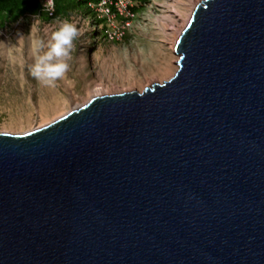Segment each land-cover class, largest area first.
Segmentation results:
<instances>
[{
	"label": "water",
	"instance_id": "1",
	"mask_svg": "<svg viewBox=\"0 0 264 264\" xmlns=\"http://www.w3.org/2000/svg\"><path fill=\"white\" fill-rule=\"evenodd\" d=\"M162 83L0 132V264H264V0H202Z\"/></svg>",
	"mask_w": 264,
	"mask_h": 264
},
{
	"label": "rangeland",
	"instance_id": "2",
	"mask_svg": "<svg viewBox=\"0 0 264 264\" xmlns=\"http://www.w3.org/2000/svg\"><path fill=\"white\" fill-rule=\"evenodd\" d=\"M200 1L192 0V4ZM188 2L149 0L139 5L129 0L128 9L138 10L128 11V23L114 18L97 25L106 24L105 29L115 32L114 39L106 37L105 31V35L96 32L92 15L78 11L5 24L6 34L0 35V132H25L47 124L88 101L96 86L103 87L102 94L141 92L171 78L178 64L171 45L192 6ZM65 21L82 34L73 40L66 77L49 86L29 72L35 61L32 41L42 40L43 52L48 51L52 33ZM32 25L35 30L29 34Z\"/></svg>",
	"mask_w": 264,
	"mask_h": 264
},
{
	"label": "clouds",
	"instance_id": "3",
	"mask_svg": "<svg viewBox=\"0 0 264 264\" xmlns=\"http://www.w3.org/2000/svg\"><path fill=\"white\" fill-rule=\"evenodd\" d=\"M82 1V0H75ZM100 0H89L87 2L89 8H91L95 14V18L109 21L106 15H102L98 10V4ZM41 11L45 12L49 17L54 16L55 1L54 0H41ZM112 12L115 14V20L118 16L124 18L123 22L128 20L127 16L121 15L117 12L115 5H109ZM45 9L51 11H46ZM131 11V9H128ZM40 12L37 13H25L19 16L15 21L9 23L18 24L21 20L28 18H40ZM56 17V16H54ZM22 22V21H21ZM7 23V24H9ZM94 26V25H93ZM35 30L34 25L31 26L29 34ZM106 30V29H105ZM6 30L0 26V35H5ZM82 32L71 22H63L58 30L52 33L51 40L48 43V51L43 52L45 44L42 40H33L32 49L35 57L34 63L30 66L29 72L38 81H42L49 86H54L56 81L64 79L66 73L69 71V64L67 58L70 57V53L73 47L74 38L81 35ZM18 35H23L18 32ZM107 37V35H105ZM43 53V54H41ZM71 83V82H69Z\"/></svg>",
	"mask_w": 264,
	"mask_h": 264
},
{
	"label": "trees",
	"instance_id": "4",
	"mask_svg": "<svg viewBox=\"0 0 264 264\" xmlns=\"http://www.w3.org/2000/svg\"><path fill=\"white\" fill-rule=\"evenodd\" d=\"M55 1V11L54 16L66 15L70 16V14L78 11L83 14L92 15V18L95 20L93 25H96V32H101L104 34L106 24H103V27L99 28V26L104 22L103 19L95 18V14L91 8H89L87 2L89 0L75 1V0H54ZM139 2V5L145 4L149 0H136ZM140 8V6L138 7ZM41 0H0V26H5V24L10 21H15L19 16L25 13H37L40 12V19H47L49 16L41 11ZM132 11H137L136 8H131ZM53 16V17H54ZM117 21L121 22L124 20L123 17L118 16L116 18ZM105 35V34H104Z\"/></svg>",
	"mask_w": 264,
	"mask_h": 264
},
{
	"label": "built area",
	"instance_id": "5",
	"mask_svg": "<svg viewBox=\"0 0 264 264\" xmlns=\"http://www.w3.org/2000/svg\"><path fill=\"white\" fill-rule=\"evenodd\" d=\"M128 2L129 0H100L98 4V10L102 15H106L109 21L114 20L115 14L112 12L111 8L109 5H115L116 10L119 14L127 16L128 14ZM46 11H49L45 9ZM51 12V11H49ZM128 23L126 20L125 24ZM106 34L108 37L111 39H114L115 37V32H111V29H106L105 30ZM118 37V36H117Z\"/></svg>",
	"mask_w": 264,
	"mask_h": 264
},
{
	"label": "bare ground",
	"instance_id": "6",
	"mask_svg": "<svg viewBox=\"0 0 264 264\" xmlns=\"http://www.w3.org/2000/svg\"><path fill=\"white\" fill-rule=\"evenodd\" d=\"M186 1H189L188 4H189V5H192V6H191V8H190V11L187 13V15H186L187 18L184 20L183 25H182L181 29L179 30V32H182V29H184L183 27H184L185 25H187L186 23H188V21H189L191 15H192V12H193V10H194V8H195V6H196V5L192 4V0H186ZM177 11L179 12L178 9H175V11H173V12H177ZM179 14H180V12H179ZM179 34H181V33H179ZM179 34H178V35H179ZM179 36H180V35H179ZM179 36H176V37L174 38V40H173V42H172V45H171L172 54H173V55H177L178 59H179V54H180V53H177V52H176V50H175V45H176V43H177V39H178ZM175 62H177V61H175ZM176 67H177V69H178V68H179V65L176 64ZM174 74H175V73H174ZM102 91H103V87H102V86H96V87L94 88V90H93V94H91L89 98H91V97H93V96H96V95H101V94H102ZM88 100H89V99H88ZM78 106H80V105H78ZM75 108H77V107H75ZM73 109H74V108H73ZM64 114H65V113H64Z\"/></svg>",
	"mask_w": 264,
	"mask_h": 264
}]
</instances>
